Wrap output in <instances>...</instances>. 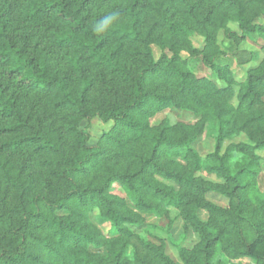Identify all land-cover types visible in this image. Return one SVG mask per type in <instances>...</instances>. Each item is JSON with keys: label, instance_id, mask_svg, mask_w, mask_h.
Segmentation results:
<instances>
[{"label": "trees", "instance_id": "obj_1", "mask_svg": "<svg viewBox=\"0 0 264 264\" xmlns=\"http://www.w3.org/2000/svg\"><path fill=\"white\" fill-rule=\"evenodd\" d=\"M95 1L0 2V67L4 76L19 88L44 91L54 109H71L83 117L115 122L105 136L106 146L92 147L76 119L64 115L74 140L66 151L63 136L55 139L43 130L42 118L31 106L24 115L26 95L0 79V118L6 120L0 122V136H14L36 126L38 130L35 136L1 142L0 149L19 151L35 144L38 164L53 169L57 183H47L45 190L33 194L34 178L28 172L31 157L23 158L15 175L8 162H0V177L20 195L10 208L5 197L0 199V225L13 237L0 247V264H133L130 255L134 264H264V186L260 184L258 153L264 150V110L257 108L264 103V45L258 57L255 51L240 47L245 33L264 36V25L257 22L264 19V0H258L259 9L243 0H206L216 4L206 11L203 0H175L184 4L181 19L160 8L159 18L152 17L146 28L144 17L155 8L154 0H104L116 4L120 20L103 35L91 30L94 20L106 13L91 12ZM15 8L25 25L45 31L61 51L68 70H60L47 57L31 52L25 37L10 30L9 12ZM225 17L235 21L242 33L227 28L228 44L223 51L217 45L216 31ZM191 27L201 30L205 47H189L192 57L183 58V47L165 36V30L187 38ZM152 44L163 50L159 59L153 57ZM220 55L229 56L238 65L254 60L258 65L247 71L243 81H237ZM197 62L207 66L210 75H197L193 70ZM154 77L167 80L172 92L153 87ZM215 78L226 86L219 87ZM94 90L95 101L89 107ZM234 95L235 108L228 103ZM180 98L192 106L181 103ZM169 106L193 110L204 117V124L193 130L182 127L179 135L169 119L152 124L150 118ZM240 113L247 116L244 123L237 120ZM119 130L125 133L123 137L119 138ZM204 131L214 139L215 148L203 157L194 143ZM242 131H247L249 141L234 142ZM111 143L130 160L125 167ZM236 153L241 157L234 161ZM172 156L183 162L173 163ZM200 172L214 174L223 182L207 181L198 176ZM114 184L123 188L125 198L113 195ZM210 192L226 196L228 206L210 200ZM163 205L182 210L198 242L192 249L178 246L177 261L168 253L165 240L147 230L142 244L149 258L137 251L129 253L128 237L133 231L126 224L144 225L133 210L157 211L163 216ZM87 208L99 210L123 235L107 248L105 256L90 251L103 242L98 231L90 228ZM201 210L208 212L207 220L202 219ZM59 211L69 214L61 216ZM42 230L47 235L36 234Z\"/></svg>", "mask_w": 264, "mask_h": 264}, {"label": "rangeland", "instance_id": "obj_2", "mask_svg": "<svg viewBox=\"0 0 264 264\" xmlns=\"http://www.w3.org/2000/svg\"><path fill=\"white\" fill-rule=\"evenodd\" d=\"M204 5V11L208 10L211 6H216L215 3L208 2L206 0H203ZM247 2L248 5L253 6L256 9H259V2L258 0H243ZM1 4L5 2V0H0ZM114 2L110 1H104V0H96L95 3L92 5L91 12L93 14L96 13H103V12H109L116 10ZM155 8L150 9L146 12L144 17V23L143 27L146 28L152 21V17L159 18V11L157 9H169L168 12L173 15L175 19H181L183 17V9L184 4L178 3L175 0H154ZM11 15L8 17L10 18V30H15L20 35L24 36L28 48L31 52H34L36 54H39L41 56H45L49 59L50 63L60 69V70H68L69 67L66 63V61L62 58L61 51L57 50L56 47L53 46L50 38L47 36L45 31L36 25H25L20 16V12L17 11V9H12L11 12H9ZM221 14V12H219ZM257 22L259 24L264 25V19L263 17H260ZM223 24L222 26H219L216 31V39H217V45L220 47L221 50L225 51L227 44H228V38L226 36V29L230 28L238 33H242L239 29L238 24L233 20H227L226 17L221 22ZM190 35L185 38L182 36H172V33H169L165 30V36H171L174 40L177 41L179 47H183L180 51V54L183 58H189L192 57L190 52L188 51V48H196V49H203L205 47L206 39L203 33L199 28L191 27L190 28ZM245 36L242 38L240 42V47L249 49L252 51H255L257 53V57L260 56L262 47L264 45V36L259 33H245ZM152 54L155 59H159L161 55L163 54L162 48L158 44H152ZM259 53V54H258ZM171 54V53H170ZM220 61L222 63H228L230 64V68L235 74L237 81H243L246 77L247 71L258 65L257 60H254L248 64L244 65H238L234 60L229 58V56L220 55ZM194 60V59H192ZM194 72L199 76H208L211 73V70L202 64L201 62H197L194 67ZM94 74H96V70L93 71ZM0 79L3 81H9L11 84V88L16 90L17 93H21L22 96L27 97V104L25 106L24 112L26 115L28 113L29 107L33 108L35 112H37L38 115L42 118V129L50 132L51 135L55 139H58V135H62L63 139L65 140L64 148L66 151H70L71 145L74 143V140L71 138V135L68 131V124L63 119L64 115H70L73 116L76 121L78 122V126L80 129H84L89 136L88 144L92 147L98 146V145H105V136L107 133L112 132L115 126V122L109 121L105 122L101 120L98 117L95 116H89V117H83L80 114L75 113L71 109H54L48 102V96L44 91H29L27 89L19 88L15 85L14 82L7 79L4 74L2 73V68L0 67ZM110 80V78H108ZM214 82L219 87H225L226 83L225 81L215 78ZM151 84L153 87H158L160 90L165 91L167 93L172 92V87L167 83V80L154 77L151 80ZM98 87L100 86V82L97 80ZM121 86L122 84L119 83ZM236 87V92H237ZM95 90L90 95V100L88 103V106H92V102L95 101ZM181 103H185L186 105H191L185 98H180ZM228 103L232 105L234 108L237 106V98L234 95L232 98L228 100ZM257 108L260 110H264V103L259 105ZM237 120L239 123H244L246 121V115L243 113L240 115H237ZM169 119L172 124L175 126V133L177 135L181 134L182 127L193 130L196 129L198 126H202L204 124V117H201L200 115H197L193 110L185 109L184 107H176V106H169L166 107L163 110H160L156 112L151 118L150 121L152 124H159L162 120ZM35 119H31V121L34 122L36 126ZM0 122H6V120L0 118ZM37 126L35 129L30 130H22L21 132L17 134H7V135H1L0 136V144L1 142L11 140V139H17L27 136H35L37 135ZM52 131V132H51ZM43 133V132H39ZM125 133H123L122 130H119L118 136L123 137ZM249 136L247 131H242L239 134L236 135L234 142H248ZM228 143V142H227ZM35 144H30L29 146H26L19 151H11V150H2L0 149V162H8V166L12 172L13 175L19 170V165L23 161V158L25 157H31V160L29 161L31 164L28 168V172L30 173L31 177L34 178V190L33 194L38 190H45V185L47 183H56V176L53 174V169L47 168L45 166H41L38 164V158L39 154L34 152V146ZM113 146V150L117 152V157L120 159L121 163L124 165V167L130 162L128 158H126L124 155H121L118 153V148ZM130 146L137 147L136 144H129ZM194 147L199 152L201 156H206L208 153L214 151L215 148V142L214 139L211 138L206 134L204 131L201 135H199L198 139L194 143ZM260 157H261V179L260 184L264 186V150L258 151ZM241 154L236 153L234 157V161L240 159ZM173 163H182V159L180 157L172 156L171 158ZM201 178H204L207 181H212L214 183H222L223 181L219 179L214 174H208L206 172H200L198 174ZM47 177V179H46ZM155 177L166 184H170L171 186L174 184L170 183L167 180L162 179L161 177L155 175ZM113 195L117 196L120 199H123L126 197V193L123 190V188L119 184H114L113 188L111 190ZM7 203V208H10L14 205H16L20 200L19 192L17 191V188L9 187L5 182L4 179L0 177V199L4 198ZM207 197L216 202L217 204L227 207L229 200L226 196L218 193V192H210L208 193ZM158 203V201H157ZM164 206V205H163ZM165 212L163 216L157 212V211H151V212H145L141 213L137 210H133V214H135L140 220L141 223L144 225H140L139 222L133 223L128 222L126 225L129 229L133 231V235L128 237L129 240V253L132 251H137L141 257H148L149 254L145 247L142 244V239L146 238L148 235V231H151L155 236L162 238L166 242L168 253L172 258L179 261V255H178V246L187 247L189 249H192L195 244L198 242V235L196 232L188 226V224L185 222L182 210L180 208H173L164 206ZM87 213V220L89 221L90 228L93 230L98 231L101 240L103 242V245L98 247H92L90 248V251L96 254H100L102 256L106 255L107 248L111 245H115L122 237L123 235L118 232L116 228H114L108 221H106L99 210L97 209H86ZM59 215L65 216L68 215V211H59ZM200 215L202 219L207 220L208 219V212L206 210H201ZM36 234H45L47 235L46 231H39ZM13 237L10 234V232L0 225V247L4 246L5 243H10L12 241ZM130 262L134 264L133 258L130 255ZM238 261L232 262V264H237Z\"/></svg>", "mask_w": 264, "mask_h": 264}, {"label": "clouds", "instance_id": "obj_3", "mask_svg": "<svg viewBox=\"0 0 264 264\" xmlns=\"http://www.w3.org/2000/svg\"><path fill=\"white\" fill-rule=\"evenodd\" d=\"M119 20L120 12L118 10L109 11L99 19L94 20L91 30L97 35L107 34Z\"/></svg>", "mask_w": 264, "mask_h": 264}]
</instances>
